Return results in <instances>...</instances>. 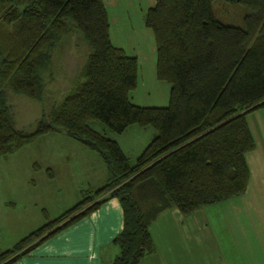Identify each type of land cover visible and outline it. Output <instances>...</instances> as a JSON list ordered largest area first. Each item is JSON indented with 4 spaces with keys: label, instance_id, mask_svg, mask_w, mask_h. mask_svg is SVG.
I'll return each mask as SVG.
<instances>
[{
    "label": "trees",
    "instance_id": "trees-1",
    "mask_svg": "<svg viewBox=\"0 0 264 264\" xmlns=\"http://www.w3.org/2000/svg\"><path fill=\"white\" fill-rule=\"evenodd\" d=\"M155 1L143 22L155 39L156 78L169 84L166 106L131 102L138 60L111 42L103 0H0V157L63 132L95 151L107 172L103 185L55 218L43 209L46 222L0 249V264L15 263L109 198L121 205L123 227L107 264H139L154 250L149 226L159 213L188 214L245 191V154L255 147L246 115L264 107V0H223L244 8L235 24L216 13L218 0ZM74 33L88 53L70 89L48 119L17 129L8 92L42 103L54 53ZM90 120L115 134L130 125L156 133L130 163Z\"/></svg>",
    "mask_w": 264,
    "mask_h": 264
},
{
    "label": "crops",
    "instance_id": "crops-1",
    "mask_svg": "<svg viewBox=\"0 0 264 264\" xmlns=\"http://www.w3.org/2000/svg\"><path fill=\"white\" fill-rule=\"evenodd\" d=\"M221 1L223 0L215 2L218 4L215 7L218 14L222 12ZM155 2L103 0L109 19L111 42L123 48L126 54L137 58L138 76L146 80H150V76H154L156 72V46L152 31L144 25L143 15ZM228 5L229 9L230 4ZM155 88L161 92V104L157 106H166L169 90L164 83L157 84ZM132 93L135 91L130 93L131 102L140 105L135 102ZM262 109L264 107L246 115L255 147L245 154L250 173L245 191L223 201L197 208L188 214L181 213L177 208H169L159 213L149 226L154 250L145 255L139 264H264V114H260ZM254 122L263 128L260 134L254 129ZM131 127L135 126H128L119 137H122L127 129H133ZM154 130H146L148 134L145 140L155 136ZM113 139L121 147L119 138ZM259 140L263 143L261 149ZM142 144L144 142L141 146ZM131 146H134V143H131ZM136 147L138 148V145ZM34 165L38 169L41 168L37 163ZM52 175L51 171L50 176ZM95 188L87 184L85 188L80 189L81 197ZM5 204L7 201L0 199V249H7L18 240V235H14L18 230L13 231L9 225L5 228L4 218L1 221V217H5ZM122 227L121 205L117 198H109L89 215L40 243L13 264H107L118 252L111 241Z\"/></svg>",
    "mask_w": 264,
    "mask_h": 264
},
{
    "label": "rangeland",
    "instance_id": "rangeland-1",
    "mask_svg": "<svg viewBox=\"0 0 264 264\" xmlns=\"http://www.w3.org/2000/svg\"><path fill=\"white\" fill-rule=\"evenodd\" d=\"M220 5L222 12L218 15L224 17L223 20L239 23L238 20L244 12L242 6L230 4L228 9L229 5L225 1H221ZM217 6L216 3L214 7ZM87 53L88 48L79 33H74L64 40L62 49H57L54 53V75L52 80L46 81L48 84L42 103L8 92L7 97L17 129L32 131L39 120L43 117L49 118L50 106L58 103L70 89ZM150 80L138 76L139 85L132 96L140 105L161 104V92L155 88L157 84L164 83L169 90V84L157 79L155 75L150 76ZM260 114L263 116L264 109ZM89 125L101 133L105 131L108 137L119 138L123 149L121 150L130 163L135 162L146 143L152 139L151 137L145 140L148 134L146 130H154L151 126L134 125L135 127H131L133 129H127L122 137H119V134L111 132L99 121L90 120ZM253 127L258 134L262 132L263 128H260L257 122L253 123ZM131 143H134V146H131ZM258 144L261 149L263 143L259 140ZM35 163L41 168H36ZM47 168L51 169L52 176L46 171ZM105 176L106 167L95 151L87 149L63 132L41 135L15 153L0 157V199L7 201L5 217L2 216L1 221L4 218L5 228L9 225L13 231L18 230L14 235H18L16 239H20L46 222L42 214L43 209L47 211L49 219L55 218L81 199L80 189L85 188L87 184L94 188L103 185Z\"/></svg>",
    "mask_w": 264,
    "mask_h": 264
}]
</instances>
